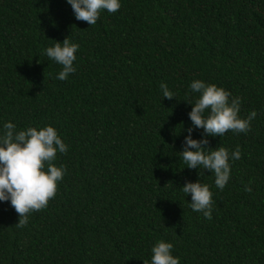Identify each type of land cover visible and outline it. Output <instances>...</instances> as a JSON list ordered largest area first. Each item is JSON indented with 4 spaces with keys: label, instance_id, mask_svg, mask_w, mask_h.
<instances>
[{
    "label": "trees",
    "instance_id": "obj_1",
    "mask_svg": "<svg viewBox=\"0 0 264 264\" xmlns=\"http://www.w3.org/2000/svg\"><path fill=\"white\" fill-rule=\"evenodd\" d=\"M120 3L90 26L67 0H0V136L8 122L52 126L68 146L55 197L27 226L0 201V264H151L160 240L180 264H264V0ZM66 37L80 47L62 81L46 49ZM194 80L239 97L241 118L257 112L247 133L207 137L240 147L223 190L182 157ZM198 180L211 220L182 191Z\"/></svg>",
    "mask_w": 264,
    "mask_h": 264
},
{
    "label": "clouds",
    "instance_id": "obj_2",
    "mask_svg": "<svg viewBox=\"0 0 264 264\" xmlns=\"http://www.w3.org/2000/svg\"><path fill=\"white\" fill-rule=\"evenodd\" d=\"M74 11L75 18L85 21L90 26L95 25L101 10L109 13L117 12L120 0H67ZM80 45L71 42L66 37L63 42H56L46 49V55L62 65L57 79L66 80L71 73H75L73 66L76 53ZM163 97L175 98L162 84ZM190 89L200 93L193 105L189 118L193 127L187 129L182 153L183 160L190 169L202 167L214 174L215 185L223 190L230 179L231 160L241 158L240 147L229 153L225 147L211 149L207 147L208 136H223L231 130L236 133H247L251 130V121L257 116L252 111L247 118H241V99L231 98V93L215 84H206L202 80H194ZM208 113L205 115V113ZM194 128L203 129V139L192 138ZM194 149V150H193ZM68 146L63 142L57 130L46 126L39 130L28 127L26 130H16V125L8 122L4 124V134L0 136V201H10L11 206L19 215L15 224L23 228L28 224L30 213L40 211L57 193L58 181L62 180L67 169L53 164L57 152L67 153ZM47 165V168H46ZM251 181H249V184ZM183 193L191 194L190 207L194 212H200L211 220L213 210V193L207 184L186 182L182 187ZM251 192V187H245ZM173 244L163 240L157 241L152 247L151 264H180L179 258L172 255ZM148 264V261H143Z\"/></svg>",
    "mask_w": 264,
    "mask_h": 264
}]
</instances>
